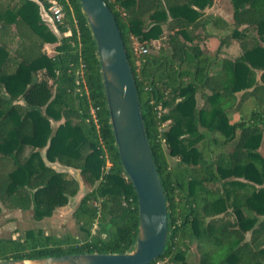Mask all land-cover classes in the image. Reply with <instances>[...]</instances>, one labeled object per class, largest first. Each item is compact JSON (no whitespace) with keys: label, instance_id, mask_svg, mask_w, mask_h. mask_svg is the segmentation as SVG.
Segmentation results:
<instances>
[{"label":"trees","instance_id":"16d2710c","mask_svg":"<svg viewBox=\"0 0 264 264\" xmlns=\"http://www.w3.org/2000/svg\"><path fill=\"white\" fill-rule=\"evenodd\" d=\"M58 1L62 38L36 2L0 0V23L13 26L0 29V85L27 105L11 108L0 96V156L14 162L0 176V214L5 204L41 220L67 205L79 179L54 169L56 162L81 174L86 192L72 215L84 235L39 230L0 238V261L125 253L138 238L137 194L120 160L93 32L79 0ZM106 2L121 28L167 200L166 247L150 264H194L193 243L202 249L199 264H264V0H233L230 36L241 49L235 57L200 46L196 28L207 22L200 10L213 0ZM167 9L173 31L157 50L138 56L134 39L159 38ZM248 99V121L234 118ZM214 133L217 145L235 144L212 159L207 138Z\"/></svg>","mask_w":264,"mask_h":264},{"label":"water","instance_id":"95a60500","mask_svg":"<svg viewBox=\"0 0 264 264\" xmlns=\"http://www.w3.org/2000/svg\"><path fill=\"white\" fill-rule=\"evenodd\" d=\"M52 31L62 38L42 0H32ZM96 41L107 105L120 160L137 194L139 233L125 253H78L36 259L2 260L0 264H150L160 257L168 239V207L164 187L147 136L132 66L118 21L106 0H79ZM170 16V12L167 9ZM10 26L0 23V28ZM262 72L257 70V81ZM4 92L5 89H4ZM58 171L77 173L79 191L66 206L80 201L85 189L79 171L53 162Z\"/></svg>","mask_w":264,"mask_h":264},{"label":"rangeland","instance_id":"374dc122","mask_svg":"<svg viewBox=\"0 0 264 264\" xmlns=\"http://www.w3.org/2000/svg\"><path fill=\"white\" fill-rule=\"evenodd\" d=\"M218 6V5H217ZM221 7L223 9V13L225 11L229 13V15L225 16L226 18L231 15L233 11V6L229 0H223L221 2ZM205 13H216V10H205ZM214 11V12H212ZM231 19V18H230ZM209 30L212 31L210 33V37L206 42H203L207 50L216 52L219 51L221 55H228L231 57H235L241 53V49L239 47L238 40L235 37H229V35H224L219 30H215L216 28L213 25L209 24ZM167 27L162 26V33L159 38L162 36H166ZM229 34V33H228ZM14 47V43L12 45ZM11 46V47H12ZM52 44H47L46 47L49 53H53ZM197 103H201L200 97H198ZM254 103L251 99L245 101L242 109L239 113L234 112L235 117L241 120H247L250 118V114L253 110ZM235 141L229 142L228 148H234ZM262 152V151H261ZM173 162L172 159H170ZM14 167V162L10 157L0 156V176L6 174L11 171ZM86 192V188L84 189L83 195ZM78 204L74 203V205H68L63 207H58L54 210L53 214L49 217H45L41 220H36L33 217V211L22 210L17 208H10L5 204H2V212L0 214V238H25L28 231H41L45 234L55 235L60 238L66 237H78L81 238L84 235V232L80 229L77 224L75 218L72 215L73 209ZM208 246H203L206 249ZM192 255L189 256L188 260L194 262V264H199L200 258L202 256V249L197 246L196 243L191 245ZM159 264H161L159 262ZM179 264V262H178Z\"/></svg>","mask_w":264,"mask_h":264},{"label":"crops","instance_id":"0c3cea01","mask_svg":"<svg viewBox=\"0 0 264 264\" xmlns=\"http://www.w3.org/2000/svg\"><path fill=\"white\" fill-rule=\"evenodd\" d=\"M165 4V7H166V2L165 0H162ZM223 0H215L213 5H210V6H207L206 8H204L202 11V20L204 21H207L206 24H201L198 26V28H196V33H201L202 35V39L199 41L200 43V46L203 48V49H206L207 48L202 45L203 42H206L207 39L211 36L210 33L212 31L209 30V24L210 25H213L215 26L216 28H214L215 30H219L221 31L222 33H224V35H229V37H233V36H230L233 28L235 27V25H233V23H235L234 21V17H233V11L231 13V15L229 16V19L228 17L226 18L225 16L229 15V13L227 11H225V14L223 13V9L221 7V2ZM218 5V6H217ZM209 10V9H214L216 10V13H205L206 11L205 10ZM214 12V11H212ZM231 18V19H230ZM172 21V16L170 14V16L168 15V21L166 24H164L165 27H167V34L172 32L173 30H170L169 27H168V24ZM247 25L244 24V25H241L242 28L246 27ZM13 26L9 27V28H5V29H12ZM242 28H239L242 30ZM0 29H3V28H0ZM229 33V34H228ZM166 34V36H167ZM166 36H162V38H154L156 40H160L162 41V39H165ZM237 39V38H236ZM238 40V39H237ZM239 43V41H238ZM240 47V45H239ZM209 51V50H208ZM209 52H212V51H209ZM221 55V54H220ZM222 56H226V55H222ZM228 56V55H227ZM1 86V95L0 96H3L7 99H9L11 101V108L14 106V105H20V106H23V107H27L26 105V101L24 99V97H18V98H10L7 90L5 89V87L3 85H0ZM4 89L6 92H4ZM241 95V93H238ZM198 97H200V100H201V103H197L198 106H202L204 104V101H205V98H202L200 94L197 95V100H198ZM240 111H238L237 113H239ZM240 118V117H239ZM213 136V137H212ZM212 136H209V138H207L209 140V152H210V155L212 157V159L214 157H216L219 153H226L228 154L230 151L233 150V148H228V145H229V142H226V143H222L221 145H217V143H215V139L214 138H219V135L214 133ZM232 142V141H231ZM174 161V159H172ZM241 180H243V178H241Z\"/></svg>","mask_w":264,"mask_h":264},{"label":"built area","instance_id":"2783aa9c","mask_svg":"<svg viewBox=\"0 0 264 264\" xmlns=\"http://www.w3.org/2000/svg\"><path fill=\"white\" fill-rule=\"evenodd\" d=\"M48 2V11L53 17L54 21L57 23H62L65 18V9L63 5L58 0H47ZM70 33V29L66 34ZM162 45V41L152 39L149 44L142 43L138 39H134V48L138 56L141 54L149 53L153 50H157ZM167 123H164L163 126H166Z\"/></svg>","mask_w":264,"mask_h":264},{"label":"flooded vegetation","instance_id":"af4514ba","mask_svg":"<svg viewBox=\"0 0 264 264\" xmlns=\"http://www.w3.org/2000/svg\"><path fill=\"white\" fill-rule=\"evenodd\" d=\"M214 1H215V0H213L212 5H213ZM229 1L231 2L232 6H233V14H234V10H235V9H234V7H235V6H234V2H233V0H229ZM202 10H203V9H201L200 11L203 13ZM167 14H168V13H167ZM167 21H168V20H167ZM233 25L236 26V23H233ZM242 25H243V24H242ZM239 28H242L241 25L239 26ZM242 29H243V28H242Z\"/></svg>","mask_w":264,"mask_h":264}]
</instances>
